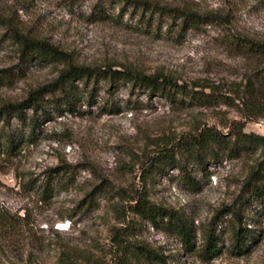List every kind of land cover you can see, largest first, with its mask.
<instances>
[{
  "label": "rangeland",
  "instance_id": "rangeland-1",
  "mask_svg": "<svg viewBox=\"0 0 264 264\" xmlns=\"http://www.w3.org/2000/svg\"><path fill=\"white\" fill-rule=\"evenodd\" d=\"M136 1L197 12L202 25L180 35L171 20L122 0H0V110L71 66L165 79L189 93L169 99L98 80L72 112L47 108L49 121L34 129L0 120V134L15 140L0 155V211L12 232L0 264H56L62 250L79 264H121L123 244L149 248L166 264H264V60L227 45L234 36L264 40V0ZM30 40L63 60L23 61ZM204 129L231 142L238 132L254 135L263 145L202 152L201 163L170 151L174 161L150 168L161 151ZM138 200L160 211L155 224L135 212ZM169 213L193 231L189 250L167 227ZM209 232L219 252L203 258Z\"/></svg>",
  "mask_w": 264,
  "mask_h": 264
},
{
  "label": "trees",
  "instance_id": "trees-1",
  "mask_svg": "<svg viewBox=\"0 0 264 264\" xmlns=\"http://www.w3.org/2000/svg\"><path fill=\"white\" fill-rule=\"evenodd\" d=\"M129 5L134 3L139 8H143L145 11H151L152 14L159 15V19L164 21L171 20L175 23V26L179 30V34H185L188 31H198L202 25L203 18L197 12L189 11L186 9H170L165 7L152 6L147 2H139L136 0H122ZM151 19L147 21V25L150 26ZM160 30V29H159ZM23 48L21 50V59L28 62L30 59H37L40 62L52 63L54 61H61L62 54L58 53L57 50L51 48L43 43L36 41H26L22 43ZM227 45L233 51L239 52L250 59H263L264 60V40H256L247 37L234 36L233 39L227 41ZM63 60V59H62ZM100 81H108L109 83H131L134 86H139L149 90L151 94L157 93L161 97L174 99V97L184 98L188 96V92L184 88H179L173 82L168 80H160L158 78H146L142 76H135L129 72H118L112 70H90L89 68L80 67H69L64 70L59 78L55 80L50 86L35 90L29 97L16 103L5 104L0 110V120H8L10 117H15L19 122L30 125L32 129L35 128L36 123L40 120L49 121L50 116L47 108L54 109L56 111H68L72 112L75 109L76 103L80 98H84L86 95V87L91 81L96 84ZM76 82H83V89H80ZM250 88V90H249ZM249 96L253 98V93L256 92L255 85L247 87ZM46 95L50 96V100H45ZM195 93H190L191 99L195 98L198 101H206L203 97L196 96ZM95 96L94 90L92 89L88 93L89 101ZM32 111V116L27 118L24 111ZM263 139L254 135L238 132L234 136V141L227 139V135L221 134L210 129H204L198 132L196 135L180 142L173 149H164L159 154V158H155L154 162L149 166L161 167L163 163H171L174 161V157L171 156L170 151H177L182 154H187L197 162H200L202 152L213 154V149L232 154L242 148H249L252 145H263ZM15 140L12 136H6L0 134V155L6 154L12 150ZM163 152V153H162ZM215 154V153H214ZM150 171V170H149ZM148 171V173H149ZM264 173V170H263ZM51 184H46L43 188L44 193L52 192ZM134 210L140 216L148 219L151 223L155 224L156 215L160 212L154 210L148 206L145 200H138L134 206ZM161 215V214H160ZM163 214L162 216H164ZM167 227L172 230L187 248L191 247L194 233L187 224L186 220L173 213L166 214ZM10 222L7 214L4 211H0V250L2 246V239L9 237ZM237 243L242 239V234L236 232L234 234ZM218 238L214 232L206 233L205 235V246L202 250V257H214L219 252L218 249ZM122 248V262L121 264H133L132 259H135L138 264H166L164 257L157 254L155 251L142 247L136 246L129 249L124 244ZM134 260V261H135ZM56 264H79L77 261L72 259L70 253L66 250H62L59 254Z\"/></svg>",
  "mask_w": 264,
  "mask_h": 264
}]
</instances>
